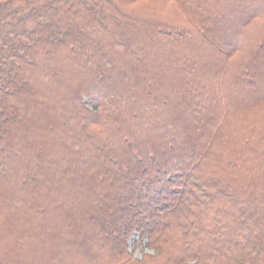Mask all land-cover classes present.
Masks as SVG:
<instances>
[{
    "label": "trees",
    "instance_id": "1",
    "mask_svg": "<svg viewBox=\"0 0 264 264\" xmlns=\"http://www.w3.org/2000/svg\"><path fill=\"white\" fill-rule=\"evenodd\" d=\"M0 264H264V0H0Z\"/></svg>",
    "mask_w": 264,
    "mask_h": 264
},
{
    "label": "rangeland",
    "instance_id": "2",
    "mask_svg": "<svg viewBox=\"0 0 264 264\" xmlns=\"http://www.w3.org/2000/svg\"><path fill=\"white\" fill-rule=\"evenodd\" d=\"M146 239L141 240L139 238V234L133 233L131 237L128 239L127 245L128 250L133 254V257L140 258L143 253H151L153 252L152 248L146 243Z\"/></svg>",
    "mask_w": 264,
    "mask_h": 264
}]
</instances>
